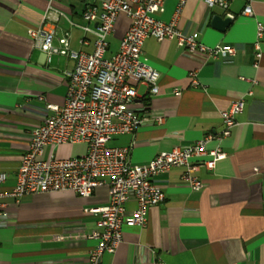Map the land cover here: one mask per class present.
<instances>
[{"label":"crops","instance_id":"crops-1","mask_svg":"<svg viewBox=\"0 0 264 264\" xmlns=\"http://www.w3.org/2000/svg\"><path fill=\"white\" fill-rule=\"evenodd\" d=\"M102 0H58L65 17L57 22L43 20L48 0H0V170L7 175L3 192L16 182V171L28 149V131L40 125L50 112L46 105L64 104L66 73L73 62L46 54L29 37V28L53 30V46L67 36L74 51L90 53L81 46L85 22L83 10ZM228 9L208 8L190 0L177 20L184 34L197 37L206 47L229 45L232 57L210 58L179 48L174 40L157 42L149 37L142 46V61L157 71L158 94L137 85L134 111L145 117L132 134L114 136L110 147H128L127 161L146 164L172 146H190L206 136L205 148H219L226 157L212 170L200 164L207 157H194L193 175L202 182L193 191L181 176L182 168L153 177L164 200L147 209L146 224L140 231L127 229L114 254H103L99 264H264V0L253 4V15L242 16L244 0H227ZM234 19L223 30L213 17ZM128 20L119 14L113 32L107 36L104 58L119 48ZM258 42L260 57L254 44ZM197 72L198 86L190 85L189 72ZM173 90H179L175 95ZM242 99L229 136L219 138L223 122L219 112ZM69 149L76 156L86 151L82 143L56 148ZM52 150L44 149V157ZM106 187L88 198L51 199L47 195L24 196L17 203L0 200V264H87L90 245L83 240H57L58 234L87 232L85 208L107 204ZM126 211L135 208L133 202Z\"/></svg>","mask_w":264,"mask_h":264},{"label":"built area","instance_id":"built-area-1","mask_svg":"<svg viewBox=\"0 0 264 264\" xmlns=\"http://www.w3.org/2000/svg\"><path fill=\"white\" fill-rule=\"evenodd\" d=\"M48 1L43 20L57 22L65 17L64 9L56 4L58 0ZM188 1L102 0L99 6L90 4L81 14L85 25L79 27L83 34L79 44H90V53L71 50L66 35L58 40V47L53 46V30H45L42 26L27 30L48 61L52 55H57L71 60L73 68L66 73L68 85L64 104L46 105L50 115L28 131V149L17 168L15 185L8 192L0 189V200L10 197L17 203L24 196L40 194L51 199L88 198L98 188L106 187L107 204L83 210L89 231L56 236L61 241H86L90 245L87 264H99L103 254H114L125 230L140 231L145 226L147 209L164 200L163 192L152 182L153 177L172 168H182V181L198 191L203 184L193 175L197 166H192L190 160L207 157L200 166L212 170L217 161L226 157L219 148H205L206 141L212 138L209 135L187 147L174 145L141 165L127 161L128 147L108 145L114 136L136 132L145 118L134 111L137 85L146 86L151 94L159 93L157 71L141 59L145 39L174 40L185 51L199 52L213 59H226L235 54L232 46L206 47L196 36L184 34L177 28V20ZM198 1L208 8L228 9L227 0ZM244 1L241 15L250 17L257 0ZM119 14H124L128 20L127 28L118 51L106 59V38L113 32ZM227 17L234 19L232 14L227 13ZM263 30L261 25L257 26V39ZM254 47L259 51L256 54L259 58L258 42ZM189 77L191 87H197V72H189ZM173 93L180 94L179 90ZM242 107L243 100L239 99L228 110L219 112L223 122L219 138L230 135L236 125L235 116ZM75 143L84 144L86 151L76 156L59 157L56 148ZM47 146L52 150L44 157ZM6 178V173L0 170V187ZM130 202L135 208L127 212L125 205ZM3 209L0 204V214ZM152 264L165 263L156 259Z\"/></svg>","mask_w":264,"mask_h":264},{"label":"water","instance_id":"water-1","mask_svg":"<svg viewBox=\"0 0 264 264\" xmlns=\"http://www.w3.org/2000/svg\"><path fill=\"white\" fill-rule=\"evenodd\" d=\"M212 23L216 28L223 30L231 23V19L228 17L220 18L215 16L213 17Z\"/></svg>","mask_w":264,"mask_h":264},{"label":"rangeland","instance_id":"rangeland-1","mask_svg":"<svg viewBox=\"0 0 264 264\" xmlns=\"http://www.w3.org/2000/svg\"><path fill=\"white\" fill-rule=\"evenodd\" d=\"M56 152H57V150H56ZM58 155H59V157H68V156H71V155H69V149H66V148H63L62 151L59 150L58 151ZM48 156H49V154L46 157H48Z\"/></svg>","mask_w":264,"mask_h":264}]
</instances>
